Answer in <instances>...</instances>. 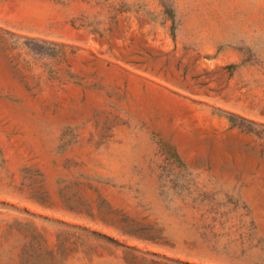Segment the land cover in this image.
I'll use <instances>...</instances> for the list:
<instances>
[{
	"label": "rangeland",
	"instance_id": "1",
	"mask_svg": "<svg viewBox=\"0 0 264 264\" xmlns=\"http://www.w3.org/2000/svg\"><path fill=\"white\" fill-rule=\"evenodd\" d=\"M0 264H264V0H0Z\"/></svg>",
	"mask_w": 264,
	"mask_h": 264
}]
</instances>
